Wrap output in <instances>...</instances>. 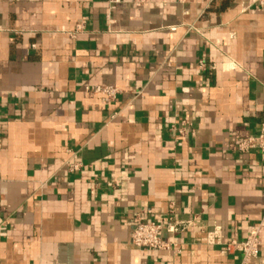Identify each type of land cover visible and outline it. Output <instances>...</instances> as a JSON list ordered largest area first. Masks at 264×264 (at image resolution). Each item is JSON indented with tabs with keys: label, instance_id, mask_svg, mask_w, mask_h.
Masks as SVG:
<instances>
[{
	"label": "crops",
	"instance_id": "crops-1",
	"mask_svg": "<svg viewBox=\"0 0 264 264\" xmlns=\"http://www.w3.org/2000/svg\"><path fill=\"white\" fill-rule=\"evenodd\" d=\"M263 121L264 0H0V264H264Z\"/></svg>",
	"mask_w": 264,
	"mask_h": 264
},
{
	"label": "built area",
	"instance_id": "built-area-1",
	"mask_svg": "<svg viewBox=\"0 0 264 264\" xmlns=\"http://www.w3.org/2000/svg\"><path fill=\"white\" fill-rule=\"evenodd\" d=\"M95 92L103 93L110 98H114L117 90L113 87H98L95 89ZM236 150L242 153L257 150L264 155V121L255 134L237 142ZM80 167L81 164L78 163L69 165L71 171H77ZM189 225L190 222L173 220V218L157 222L139 218L131 234V241L132 244L143 249L171 250L173 246L172 243L166 239L165 232H181ZM261 227L262 224H258L254 227L243 241L230 240L224 244L228 251H239L241 253L240 264H249L252 259L258 256L261 246ZM216 234L218 233L214 232V234L210 236L211 242H220Z\"/></svg>",
	"mask_w": 264,
	"mask_h": 264
}]
</instances>
